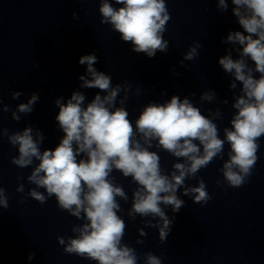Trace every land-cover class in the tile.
I'll list each match as a JSON object with an SVG mask.
<instances>
[{
    "label": "clouds",
    "instance_id": "1",
    "mask_svg": "<svg viewBox=\"0 0 264 264\" xmlns=\"http://www.w3.org/2000/svg\"><path fill=\"white\" fill-rule=\"evenodd\" d=\"M216 3L220 12L229 8L228 0ZM231 4L232 14L243 31H229L222 38V43L233 47L218 58L219 66L231 78L229 89L235 109L231 127L223 128V138L215 122L223 118L219 107L209 109V115H205L189 96L181 98L177 94L162 103L146 104L133 124L125 107L132 86L127 82L113 85L111 75L94 66L98 63L94 53L79 58V64L86 65V74L78 79L81 88L99 91L87 103L85 93L79 90L73 91L66 101L64 97L55 99L59 110L55 120L63 136L53 149H41L46 137L31 124L11 133L0 127V139L7 137L18 151L11 163L21 169L31 167L27 182L35 187L29 188L27 196L40 204L55 197L61 211L82 221L72 226L73 236H57L65 254L96 264H139L141 259L144 264H162L161 257L152 252L138 256L135 248L123 243L127 224L119 215L123 211L120 201L128 202L129 196L115 182L113 171L130 177L136 185L127 216L132 221L139 216L144 228L158 229L161 242L167 241L175 220V215L170 217L166 209L179 213L185 206L182 196L191 197L193 203L201 206L211 200L203 179L196 186L185 182L214 160L223 161V182L217 180V185L226 183L239 188L248 182L259 159L260 139L264 137V0H231ZM98 11L100 24L110 25L122 42L130 44L132 52L148 58L158 52L167 53L169 41L164 33L171 15L166 0H100ZM72 17L79 19L75 12ZM201 47V43L194 42L180 61L181 66L184 61L196 59ZM173 74L180 75L174 70ZM139 93L138 87L133 94ZM21 95L19 91L11 94L13 100ZM200 100L217 102V93L204 91ZM38 101V93L30 94L26 102L11 111V118L20 121V114H31ZM220 102L228 104L227 99ZM0 111H10L2 99ZM226 143L229 151L225 160ZM153 148L182 162L174 163L172 170L166 172ZM23 179L22 175L17 177L18 182ZM24 191V184L18 183L16 192ZM8 208L9 194L0 186V209ZM144 228L138 229L140 237L147 235ZM34 258L35 253L29 252L27 259Z\"/></svg>",
    "mask_w": 264,
    "mask_h": 264
}]
</instances>
